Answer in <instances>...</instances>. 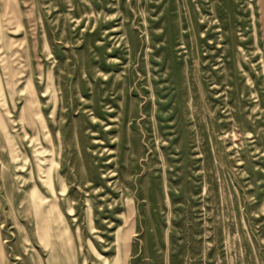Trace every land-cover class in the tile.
Segmentation results:
<instances>
[{
    "label": "rangeland",
    "instance_id": "rangeland-1",
    "mask_svg": "<svg viewBox=\"0 0 264 264\" xmlns=\"http://www.w3.org/2000/svg\"><path fill=\"white\" fill-rule=\"evenodd\" d=\"M0 264H264V0H0Z\"/></svg>",
    "mask_w": 264,
    "mask_h": 264
},
{
    "label": "bare ground",
    "instance_id": "bare-ground-1",
    "mask_svg": "<svg viewBox=\"0 0 264 264\" xmlns=\"http://www.w3.org/2000/svg\"><path fill=\"white\" fill-rule=\"evenodd\" d=\"M38 113H40L39 110H38ZM48 183H49V186L51 187V190L54 192V188H53V185H52V182H51V178H49V177H48Z\"/></svg>",
    "mask_w": 264,
    "mask_h": 264
}]
</instances>
